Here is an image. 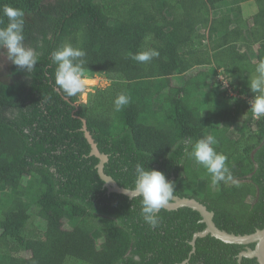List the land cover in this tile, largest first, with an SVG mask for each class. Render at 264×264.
Returning <instances> with one entry per match:
<instances>
[{
  "label": "trees",
  "instance_id": "1",
  "mask_svg": "<svg viewBox=\"0 0 264 264\" xmlns=\"http://www.w3.org/2000/svg\"><path fill=\"white\" fill-rule=\"evenodd\" d=\"M5 5L24 11L25 43L39 59L31 74L11 63V81L0 82V264H258L238 259L246 246L209 235L192 246L205 225L190 208L161 209L160 225L150 228L139 197L103 187L82 122L119 187L130 189L144 163L174 182V197L212 212L218 229H263L264 117L244 97L252 98L250 76L264 59V0H0L6 25ZM64 43L86 53L89 78L108 83L86 103L55 85L50 55ZM148 48L158 57L132 59ZM224 80L238 97L218 92ZM122 92L130 102L117 112ZM209 134L233 181L211 185L189 156Z\"/></svg>",
  "mask_w": 264,
  "mask_h": 264
},
{
  "label": "clouds",
  "instance_id": "2",
  "mask_svg": "<svg viewBox=\"0 0 264 264\" xmlns=\"http://www.w3.org/2000/svg\"><path fill=\"white\" fill-rule=\"evenodd\" d=\"M2 13L7 17V24L0 20V25H3L0 26V49L4 50L0 55L19 69L31 74L38 62L39 53L25 43L24 11L5 5ZM158 55L157 50L148 48L138 51L132 59L146 63ZM85 56L86 53L81 48L74 47L70 43H64L51 52L50 59L55 65V85L66 97L77 96L87 87L89 77L84 67ZM249 89L253 93L252 98H244L250 104L251 112L255 118L264 117V59H260L255 65L254 72L250 76ZM129 102L128 95L119 93L114 100L115 111H121ZM217 144L216 137L209 134L197 139L188 153L197 165L203 167L213 186L221 182L233 181L232 173L226 163L228 158L217 151L215 147ZM124 191L129 198L132 196L140 198V214L143 221L150 228H156L161 223L158 213L174 199L175 184L168 180L162 171L148 168L144 163H137L133 184L130 189Z\"/></svg>",
  "mask_w": 264,
  "mask_h": 264
},
{
  "label": "water",
  "instance_id": "3",
  "mask_svg": "<svg viewBox=\"0 0 264 264\" xmlns=\"http://www.w3.org/2000/svg\"><path fill=\"white\" fill-rule=\"evenodd\" d=\"M82 131L84 136L90 146V155L96 157L99 160L97 164V171L100 179L104 182L103 187L106 189L107 193H116L128 197L125 194V189L119 187L110 177H107L103 173V166L107 162V156L99 153L96 144L94 143L89 132L86 130L85 122H82ZM135 196L130 197L134 198ZM129 198V197H128ZM190 208L199 213L201 217V223L205 225V228L201 232H197L193 235L190 244L193 246L197 238H203L207 235L225 243V244H236L246 246L245 250L240 252L238 259L241 258H255L258 264H264V228L261 230H256L250 235H234L220 230L216 227L213 222V213L209 212L205 206L197 202L195 199L179 198L174 197L170 201L169 205L164 208L166 210L172 211L179 208ZM249 244H254V248L248 247Z\"/></svg>",
  "mask_w": 264,
  "mask_h": 264
},
{
  "label": "rangeland",
  "instance_id": "4",
  "mask_svg": "<svg viewBox=\"0 0 264 264\" xmlns=\"http://www.w3.org/2000/svg\"><path fill=\"white\" fill-rule=\"evenodd\" d=\"M52 0H46V2H51ZM247 9L248 10H254L255 9V4L253 2H251L248 6H247ZM205 32H206V36H207V42H211L212 41V37H211V30L207 27H205ZM211 48V47H210ZM4 52L3 49H0V53ZM10 66H11V62L10 61H7L6 58L2 55H0V82L1 83H9L11 81V79L9 78V71H10ZM89 80H94V83H91V84H88L86 89L83 91L84 93H81L80 95V101L82 103H86L87 101V93L89 92H92L94 87L98 86V87H104V86H107V81H105L103 78L99 77V76H96L94 78H89ZM214 87V85L212 86ZM225 88V89H224ZM223 90H227L228 92V89L224 86L223 84V87L220 88V90H218V92H222ZM235 94L232 93V92H229L228 93V96H234ZM236 96V95H235ZM221 103L218 102V100L215 102V106H220ZM245 113L244 112V116H245ZM213 116V114H212ZM244 116H241L240 117V120H242L244 118ZM225 133V131H224ZM226 134V133H225ZM220 140L222 141V144H228L229 146H231L232 144V139L226 137L225 135L222 136L220 138ZM227 145V146H228ZM36 225H40L39 223V220H37L35 222Z\"/></svg>",
  "mask_w": 264,
  "mask_h": 264
},
{
  "label": "crops",
  "instance_id": "5",
  "mask_svg": "<svg viewBox=\"0 0 264 264\" xmlns=\"http://www.w3.org/2000/svg\"><path fill=\"white\" fill-rule=\"evenodd\" d=\"M252 12V10H251ZM248 51V47L245 46L244 44H238L237 45V49H236V52H238L240 55H247L248 58H249V53L251 52H247Z\"/></svg>",
  "mask_w": 264,
  "mask_h": 264
},
{
  "label": "built area",
  "instance_id": "6",
  "mask_svg": "<svg viewBox=\"0 0 264 264\" xmlns=\"http://www.w3.org/2000/svg\"><path fill=\"white\" fill-rule=\"evenodd\" d=\"M220 80H222V78H220ZM222 81H223V80H222ZM223 83H224V86L228 89V93H229V92H232V93H234V94L236 95V93L232 91V88H231V86L229 85V83H228L227 81L224 80ZM224 89H225V88H224ZM235 95H234V96H235ZM236 96H237V95H236ZM237 97H238V96H237Z\"/></svg>",
  "mask_w": 264,
  "mask_h": 264
}]
</instances>
